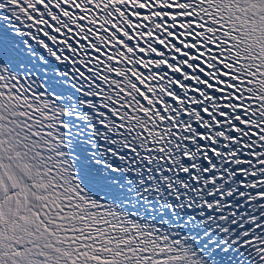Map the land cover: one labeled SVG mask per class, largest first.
Wrapping results in <instances>:
<instances>
[{
  "label": "snow or ice",
  "instance_id": "1",
  "mask_svg": "<svg viewBox=\"0 0 264 264\" xmlns=\"http://www.w3.org/2000/svg\"><path fill=\"white\" fill-rule=\"evenodd\" d=\"M0 264H264V0H0Z\"/></svg>",
  "mask_w": 264,
  "mask_h": 264
}]
</instances>
